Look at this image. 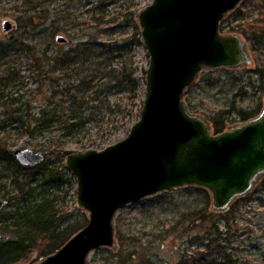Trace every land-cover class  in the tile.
Instances as JSON below:
<instances>
[{"label":"rangeland","instance_id":"rangeland-1","mask_svg":"<svg viewBox=\"0 0 264 264\" xmlns=\"http://www.w3.org/2000/svg\"><path fill=\"white\" fill-rule=\"evenodd\" d=\"M101 1L106 8L109 5L110 12L122 8L124 17L133 12L140 33L137 16L153 2L0 0V121L18 120L20 115L39 117L47 102L60 101V96H53L49 81L52 76L59 78L60 72L53 73L55 58L61 51L65 54L90 37L107 43L119 37L122 30L112 38L114 36L105 33L106 26L91 21ZM6 21L13 27L8 32L3 26ZM124 31L126 34L119 37L121 42L132 34L133 28L126 27ZM220 32L241 38L248 62L236 67L203 68L184 98L188 110L203 118L214 133L215 125H224L225 130H230L258 117L264 108V80L261 78L264 7L260 1L243 0L224 16ZM59 36L66 37L68 43L57 42ZM134 60L140 79L138 99L126 101L123 97L121 112L108 108L99 112V108H95L96 116L89 128L72 136H65L66 131L61 127L33 134L16 130L14 126L0 131V149L13 152V157L18 149H31L49 156L39 166L40 182L33 181L32 187L37 188V196L43 197L46 193L55 200L58 215L63 214L66 219L62 228L71 233L69 239L87 226L89 216L78 205V180L67 166V156L89 149L103 150L123 140L140 119L150 64L142 37L135 47ZM74 73V69L65 71L64 76L72 79L64 83H71ZM115 98L112 97L111 103H116ZM45 179L50 183L43 187ZM10 180L6 181L7 189L18 193ZM196 188L203 189L180 187L118 211L114 218L116 245L93 251L89 261L92 264H264V174L257 178L248 193L237 197L224 211L213 208L211 195L204 189L209 194L210 205L204 217L199 212L207 208V195ZM0 197L4 196L0 194ZM14 206L2 211H11ZM214 224L218 232L213 229ZM38 258L35 251L27 261L37 260L35 264H38L44 259ZM27 261L19 264H28Z\"/></svg>","mask_w":264,"mask_h":264},{"label":"water","instance_id":"water-1","mask_svg":"<svg viewBox=\"0 0 264 264\" xmlns=\"http://www.w3.org/2000/svg\"><path fill=\"white\" fill-rule=\"evenodd\" d=\"M243 0H153L137 16L149 55L140 119L123 140L103 150L69 154L78 180V205L89 223L38 264H92L90 254L116 245L118 211L145 198L184 186L206 189L215 210H227L264 174V108L246 123L214 133L185 105V92L203 68L248 62L243 41L223 35L224 16ZM4 31L13 27L4 23ZM57 42L68 43L59 36ZM24 167L46 156L18 149ZM7 201L0 197V214ZM7 239L0 225V241Z\"/></svg>","mask_w":264,"mask_h":264},{"label":"trees","instance_id":"trees-1","mask_svg":"<svg viewBox=\"0 0 264 264\" xmlns=\"http://www.w3.org/2000/svg\"><path fill=\"white\" fill-rule=\"evenodd\" d=\"M256 1H260L264 7V0ZM107 8L101 1L97 8L99 11L91 16V21L98 26H106L108 30L101 29H105V33L111 37L116 36L120 30L123 32L119 37L125 35L126 27L133 28L132 34L123 42L118 36L112 37L115 40L109 43L90 37L78 42L65 54L61 51L57 59L55 58L56 64L53 63V75L58 71L59 78L52 76L49 81V86L53 87V96H60V101L47 102L39 117L27 118V115H20L22 117L18 120H1L0 131H7L9 127L14 126L16 130L33 134L61 127L66 131L65 136H72L89 128L96 116L95 108H99V112L106 108L121 112L124 108L123 100L121 101L123 97L126 101L138 99L140 79L136 75L137 66L134 59L135 47L141 43V33L136 25L135 15L133 12L127 13L125 20L122 8H118L117 12H110ZM73 69L74 80L64 83L72 79L70 76H64V72ZM261 78L264 80L263 71ZM48 89L47 87L46 91ZM113 96L116 97L114 104L111 103ZM130 112L133 114V110ZM245 120L249 119L245 117ZM214 128L217 134L225 130L224 125H215ZM48 157L46 155V159ZM42 163L35 167H22L13 157V152L0 149V194L7 201L5 207L13 204L16 206L13 210L2 211L0 214L2 231L8 232L4 233L7 239L0 241V264L26 262L35 251L38 259L46 258L57 252L71 236L68 229L62 228L66 219L63 214L58 215L55 200L49 198L46 193L43 197H40V194L37 196V188L32 187L33 181L40 182L37 172ZM9 178L10 184L17 188L18 193L13 194L7 189L6 181ZM49 183L50 181L45 179L43 185H40L44 187ZM195 190L207 195V208L199 212L204 217L210 206L209 194L204 189ZM213 227L215 232L219 231L218 226L214 224ZM27 262L35 264L37 260Z\"/></svg>","mask_w":264,"mask_h":264}]
</instances>
